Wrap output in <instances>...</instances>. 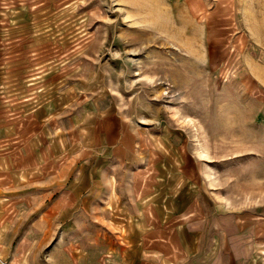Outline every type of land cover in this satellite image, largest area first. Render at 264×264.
<instances>
[{"label": "rangeland", "instance_id": "rangeland-1", "mask_svg": "<svg viewBox=\"0 0 264 264\" xmlns=\"http://www.w3.org/2000/svg\"><path fill=\"white\" fill-rule=\"evenodd\" d=\"M108 111L134 162L93 209L9 173L79 156ZM157 211L223 245L179 264H229V233L238 264H264V0H0V264H150L135 224Z\"/></svg>", "mask_w": 264, "mask_h": 264}, {"label": "crops", "instance_id": "crops-1", "mask_svg": "<svg viewBox=\"0 0 264 264\" xmlns=\"http://www.w3.org/2000/svg\"><path fill=\"white\" fill-rule=\"evenodd\" d=\"M98 117L99 121H96V127L90 129L93 134L91 144H87L88 138L86 137L85 146L81 148L79 156V148H77L75 155L72 153H66L65 155L63 150L59 147L52 154H45V152L41 153V150L35 149L33 152L28 151L25 152V154L23 153L21 159L19 158V162H16V159H13L15 157L12 155L9 156L12 162L11 169L8 168L12 172L9 173L13 175L14 170L22 167L21 170L26 180L20 185L27 188L31 184L29 178L30 170L33 171L35 169L37 171L36 184H39V186L45 185L47 177L51 182L50 189L42 193L44 195L42 197L43 200H65L67 198L69 200H78L76 195L82 192L88 196L87 201L92 202L89 209H93L94 202L97 200L94 194H102L104 190L110 191L113 189V185L116 183V178L118 177L115 171H118V169L124 170L125 166L128 167V165L133 164L135 152V147L127 143L124 135H122L120 140V132L115 121L117 118L116 114L108 111L99 114ZM98 117L96 119H98ZM11 134L12 133L8 132L6 136ZM115 134L117 137H115ZM43 159L46 160L44 161ZM63 186L66 189L63 190ZM68 186L69 188H67ZM41 189L39 187L38 190ZM26 191L27 190H24L22 193ZM107 204H109V201ZM102 209H106L103 216L110 217V211L107 210L106 207ZM187 211L188 213L185 215L187 217L186 220L194 217L195 211ZM90 216H94L93 211H91ZM162 217L163 215H160L157 211V219L155 218L153 223H150L151 225L147 223L146 228H142V225L144 227L142 222L135 224L136 229L140 232H149L145 236L143 243L145 246L144 249L150 250V264H179L187 251L191 254L194 250L195 254H197L204 244L208 245L210 252L220 251L222 249L223 245L220 241L201 242L200 237L202 232L200 228L195 227V219H193V224L191 220L187 222V224H179L175 228L172 221L167 222L163 220ZM169 219H172V216H169ZM167 225L172 228V231H170ZM108 227H111V225L108 224ZM214 228L217 227L215 226ZM173 233H179V237L183 235L185 241H177L175 236H170V234ZM227 236L229 241L226 242V255L230 257L229 264H238L237 257L235 256V250L238 244L230 239L233 238L231 233L227 234ZM147 240H149V242ZM203 259V262L198 264H221L220 254L207 256V254L204 253Z\"/></svg>", "mask_w": 264, "mask_h": 264}]
</instances>
